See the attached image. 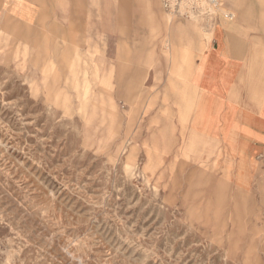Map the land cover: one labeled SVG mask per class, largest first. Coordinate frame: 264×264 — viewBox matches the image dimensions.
<instances>
[{"label":"rangeland","instance_id":"374dc122","mask_svg":"<svg viewBox=\"0 0 264 264\" xmlns=\"http://www.w3.org/2000/svg\"><path fill=\"white\" fill-rule=\"evenodd\" d=\"M166 1L0 30V264H264V149L189 127L200 51L219 28L255 52L264 0Z\"/></svg>","mask_w":264,"mask_h":264},{"label":"crops","instance_id":"0c3cea01","mask_svg":"<svg viewBox=\"0 0 264 264\" xmlns=\"http://www.w3.org/2000/svg\"><path fill=\"white\" fill-rule=\"evenodd\" d=\"M52 3L0 0V30L17 21L46 18ZM223 33L215 28L210 45L191 68L189 79L197 95L191 99L195 105L189 127L227 150L256 155L264 149V40L249 52L243 40L226 41ZM187 107L191 111L192 104Z\"/></svg>","mask_w":264,"mask_h":264},{"label":"built area","instance_id":"2783aa9c","mask_svg":"<svg viewBox=\"0 0 264 264\" xmlns=\"http://www.w3.org/2000/svg\"><path fill=\"white\" fill-rule=\"evenodd\" d=\"M173 0H171L170 2H168V0L166 1V5L170 6L172 3ZM196 2H203L204 3V6L206 7L207 4H210V6H212V8H214V14H215V11L219 12V0H194ZM227 16L229 18H232L233 15L231 13L227 14Z\"/></svg>","mask_w":264,"mask_h":264}]
</instances>
